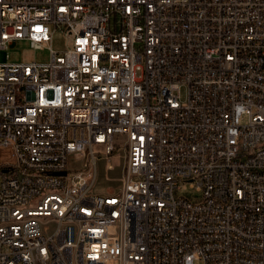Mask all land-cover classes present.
Instances as JSON below:
<instances>
[{
	"label": "built area",
	"instance_id": "2783aa9c",
	"mask_svg": "<svg viewBox=\"0 0 264 264\" xmlns=\"http://www.w3.org/2000/svg\"><path fill=\"white\" fill-rule=\"evenodd\" d=\"M18 41L49 60L0 62V264H264V0H0Z\"/></svg>",
	"mask_w": 264,
	"mask_h": 264
},
{
	"label": "rangeland",
	"instance_id": "374dc122",
	"mask_svg": "<svg viewBox=\"0 0 264 264\" xmlns=\"http://www.w3.org/2000/svg\"><path fill=\"white\" fill-rule=\"evenodd\" d=\"M70 39L64 36L59 30L52 34V49L54 51H62L69 45ZM47 62L49 60V50L44 47L40 49L32 48L27 41H18L8 46L6 50L0 51V62ZM245 121L242 120V123ZM113 169L107 171L104 168V160L97 162L98 174L93 191L97 194H108L117 191L120 187V177L124 162V151L118 148L109 158ZM70 167H75L74 162L68 163ZM176 196H194L196 192L189 187L186 182L180 183L179 189L176 190Z\"/></svg>",
	"mask_w": 264,
	"mask_h": 264
},
{
	"label": "bare ground",
	"instance_id": "6f19581e",
	"mask_svg": "<svg viewBox=\"0 0 264 264\" xmlns=\"http://www.w3.org/2000/svg\"><path fill=\"white\" fill-rule=\"evenodd\" d=\"M8 14H15V6H8Z\"/></svg>",
	"mask_w": 264,
	"mask_h": 264
},
{
	"label": "water",
	"instance_id": "95a60500",
	"mask_svg": "<svg viewBox=\"0 0 264 264\" xmlns=\"http://www.w3.org/2000/svg\"><path fill=\"white\" fill-rule=\"evenodd\" d=\"M62 174H64V172H62Z\"/></svg>",
	"mask_w": 264,
	"mask_h": 264
}]
</instances>
